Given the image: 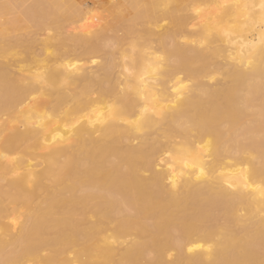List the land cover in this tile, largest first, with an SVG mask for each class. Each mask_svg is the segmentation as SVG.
<instances>
[{"label":"bare ground","instance_id":"1","mask_svg":"<svg viewBox=\"0 0 264 264\" xmlns=\"http://www.w3.org/2000/svg\"><path fill=\"white\" fill-rule=\"evenodd\" d=\"M0 264H264V0H0Z\"/></svg>","mask_w":264,"mask_h":264},{"label":"rangeland","instance_id":"2","mask_svg":"<svg viewBox=\"0 0 264 264\" xmlns=\"http://www.w3.org/2000/svg\"><path fill=\"white\" fill-rule=\"evenodd\" d=\"M199 4H200V3H198V5L196 4V5H197L196 7L201 8V9H203V8L205 9V7H206V9H208V8H207V7H208V4H207V6L205 5L206 3H205V4L201 3L200 5H202V6H199ZM191 12H192V14L195 13V12H193V11H191ZM115 45H117V44L114 43V46H112L111 49H114L115 51H117L116 54L120 55V54H119L120 51L118 52V50H117V46H115ZM113 47H114V48H113ZM118 55H117V60L120 59V56H118ZM118 57H119V58H118Z\"/></svg>","mask_w":264,"mask_h":264}]
</instances>
